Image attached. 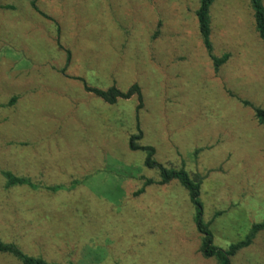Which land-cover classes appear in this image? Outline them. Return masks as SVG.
Wrapping results in <instances>:
<instances>
[{"label": "rangeland", "instance_id": "1", "mask_svg": "<svg viewBox=\"0 0 264 264\" xmlns=\"http://www.w3.org/2000/svg\"><path fill=\"white\" fill-rule=\"evenodd\" d=\"M198 4L0 0L1 240L59 264H215L199 252L195 209L178 180L135 195L140 175L158 180L145 153L129 149L139 130L158 163L204 177V222L220 212L215 246L264 220V129L240 102L264 109V44L248 0H214L213 54L229 55L215 71ZM82 81L137 84L142 102L108 105ZM1 171L62 189L5 188ZM0 264L19 263L0 254ZM231 264H264V231Z\"/></svg>", "mask_w": 264, "mask_h": 264}, {"label": "trees", "instance_id": "2", "mask_svg": "<svg viewBox=\"0 0 264 264\" xmlns=\"http://www.w3.org/2000/svg\"><path fill=\"white\" fill-rule=\"evenodd\" d=\"M250 8L252 10V19L254 24L255 32L258 38L264 44V5L263 0H248ZM214 0H199L198 8L195 11V16L197 19L198 33L202 40L203 46L207 51L209 58L212 61L213 69L218 71L219 68L225 64L229 58L228 54H224L221 57H217L213 54V47L210 40L211 34V14L210 9ZM32 7L40 12L36 7L35 3L31 2ZM61 48V46H59ZM69 60V56L67 57ZM83 87L85 91L94 94L97 98L101 99L108 105H115L119 100H128L132 97H136L140 102H142V95L140 87L137 84L131 85L127 90L121 91L115 85L102 90L95 87H88L83 81ZM15 98H12L9 105L14 103ZM240 102L243 106L249 107L253 113L256 121L264 129V109L248 102L247 100H241ZM139 121L137 123L139 129ZM142 134L139 130L138 134L130 135L129 137V149L133 152H144V166L148 169H153L158 173V180H153L151 178H145L143 175L138 177L139 181H143L141 189L135 194L145 192V189L151 185H166L173 180H178L179 183L184 187L188 193V198L190 203L194 206L195 217L194 222L196 230L199 233L200 246L199 252L204 259H210L215 262V264H231V259H233L238 252L250 247L253 244L256 236L264 231V220L260 223L252 224L247 236L240 241L235 243H230L227 248L222 249L213 244V235L210 230L212 221L218 216L216 213L215 217L208 222L203 220V210L202 204L199 199L201 184L204 179L201 175H192V179L189 177L184 169L174 170L170 169L160 163L155 159V149L152 146L140 145L137 141L141 139ZM132 173V172H131ZM1 175L5 180V188L11 187H27L31 189L44 188L49 191L56 192L62 189L61 186L57 187H41L37 186L29 177L16 176L9 171H1ZM135 196V197H136ZM0 254L8 255L15 259L19 264H59L56 262H48L42 257L31 256L26 254L16 243L5 242L0 239Z\"/></svg>", "mask_w": 264, "mask_h": 264}]
</instances>
